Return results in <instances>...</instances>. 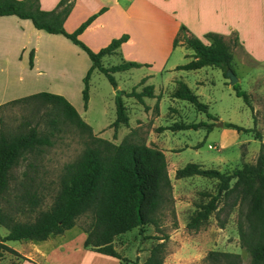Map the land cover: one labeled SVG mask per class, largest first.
Wrapping results in <instances>:
<instances>
[{
	"label": "rangeland",
	"instance_id": "rangeland-1",
	"mask_svg": "<svg viewBox=\"0 0 264 264\" xmlns=\"http://www.w3.org/2000/svg\"><path fill=\"white\" fill-rule=\"evenodd\" d=\"M75 22L73 19L70 25ZM29 38L35 42L34 54L30 56L32 50L28 51L29 61L34 63L35 68L33 94L49 92L63 96L99 137L119 143L129 135L134 140H142L165 151L168 174L173 186V213L171 210L163 212L160 232L156 233L154 227L148 225L143 227L142 232L135 228L116 237V250L126 260L116 263L117 259L111 257L112 259L96 261L84 253L88 249L82 246L84 251H81L77 240L62 255H52L55 264H144L149 249L158 242L155 237H163L164 234L168 238L165 241L163 264H211L204 261L211 250L239 254L242 264H251L250 255L239 245L238 209L231 199L221 200V209L212 213L200 230L186 229V223L196 204L207 199L202 195L203 192L215 193V180L198 175L176 179L175 171L190 162L221 171L241 168L245 164L256 165L261 140L264 139V68H254L255 65L251 62L242 65L234 59L232 68L237 83L233 86L226 77V71L215 66L180 72L178 80L186 83L199 100L207 105L206 111H198L189 102L171 97L175 86L168 79L170 73L166 69L180 54L177 48L165 66L158 61L152 64L158 72L146 85H153V93L156 94L154 97H144L143 103L133 97L123 98L134 127L121 126L114 134L113 128L109 126L115 119L114 98L117 89L125 92L133 89L141 91L145 85H141L143 83L140 78L148 68L143 66L113 73L117 89L113 88L103 73L94 69L88 79V102L85 109L82 92L84 78L91 66L87 53L61 34L38 31ZM225 39L229 43H238L234 34ZM204 42L208 43V40L205 39ZM116 53L104 57L103 65L109 67L123 62L120 54ZM237 91L249 95L253 112L244 98L236 95ZM135 108L140 112H134ZM53 120L56 122L53 123ZM175 122L204 125L197 129H170ZM219 123L222 125H218ZM228 123L246 130L251 129L253 133L238 132L229 127ZM208 125H211L210 129L207 128ZM32 127L36 128L39 136H48L51 144L41 145L36 153L26 152L19 158L11 171L9 191L0 200L4 210L11 211L15 219L22 221L32 220L34 215L15 210L21 182H30L38 194L43 196L37 210L46 209L56 192V183L63 165L78 157L87 140L86 134L59 114L56 115L53 104L26 101L0 107V131L18 132ZM258 136L261 139L257 140ZM88 222L89 218L82 216L76 226L87 225ZM6 233L7 229L0 227V234ZM8 243L22 249H26L29 244L23 241ZM12 258L2 259L0 264H8L17 259L15 256ZM35 262L45 264L40 257Z\"/></svg>",
	"mask_w": 264,
	"mask_h": 264
},
{
	"label": "trees",
	"instance_id": "trees-1",
	"mask_svg": "<svg viewBox=\"0 0 264 264\" xmlns=\"http://www.w3.org/2000/svg\"><path fill=\"white\" fill-rule=\"evenodd\" d=\"M71 7L68 0H60L57 8L53 10L41 9L39 0H0V16L14 15L20 19H28L36 29L49 34H61L87 53L91 66L84 78L82 92L86 109L88 79L94 69L103 73L113 88L117 89L112 74L140 67L141 64L123 61L109 67L104 66L102 59L115 54L128 39V35L123 34L98 51H92L79 39V35L97 14L87 18L73 32H67L63 24ZM103 10L104 8L99 13ZM185 31L186 28L181 26L180 36L174 39L173 45L182 40L183 45L192 51V58L189 62L178 65L177 70L215 66L224 72L227 69L233 71V48L237 42L229 43L222 35L209 32L204 35L208 40L205 43L200 38L187 35ZM144 81L145 78L141 80L142 83ZM236 95L243 97L253 112L249 95L238 91ZM124 97H133L143 103L144 97H154L153 85H145L141 91L133 89L125 92L117 89L114 98L115 119L109 126L113 128L114 134L121 126L129 123ZM171 97L189 102L198 111L207 110V105L183 81H177ZM26 101L53 104L56 115L59 114L86 134L87 140L78 157L63 165L56 183V192L46 209L37 210L43 196L38 194L30 182H21L15 210L33 214L32 220H17L11 211L4 210L0 205V227L7 229L6 235L0 234V261L6 252L24 258L9 247L7 241H44L74 227L82 216L89 218L87 225L80 226L86 233L83 247L120 261L126 260L114 246L116 237L135 228L142 232L143 227L148 225L153 226L156 233L160 232L163 212L171 210L173 213V186L164 151L142 140H134L129 135L119 143L97 136L74 106L59 94L39 92L6 104ZM203 125L175 122L169 128L197 129ZM227 125L238 132L253 133L251 129L246 130L232 123ZM207 128L210 129L211 125ZM258 139L261 137L258 136ZM45 144H51L48 136H39L35 127L18 132L0 131V200L9 191L11 171L16 167L19 158L26 152L36 153ZM195 175L215 180V193L203 192L202 195L207 199L196 204L186 223V229L200 230L210 215L221 209L219 202L231 199L234 207L238 209V238L241 249L248 252L251 264H264V143H261L256 165L245 164L241 168L221 171L190 162L175 171L176 179ZM155 238L158 242L149 249L144 264H163L168 236L164 234L163 237ZM204 261L211 264H242L239 254L214 250L207 253Z\"/></svg>",
	"mask_w": 264,
	"mask_h": 264
},
{
	"label": "crops",
	"instance_id": "crops-1",
	"mask_svg": "<svg viewBox=\"0 0 264 264\" xmlns=\"http://www.w3.org/2000/svg\"><path fill=\"white\" fill-rule=\"evenodd\" d=\"M59 1L39 0V5L43 10H53L57 8ZM68 2L72 7L63 24L67 32L74 31L87 18L97 14L79 36L92 50L97 51L112 39L123 34L128 35V39L120 45L117 53L120 54L121 60L141 64L136 68L143 66L148 68L140 78V81L145 78L141 85L149 83L158 72L152 64L158 61L165 66L177 48L180 54L166 69L170 73L168 79L173 81L176 87L175 80L178 81L180 72L187 71L176 69L178 65H183L192 58V51L187 50L182 40L173 45L174 39L180 36L181 26L186 28L187 35L200 38L203 42L204 35L209 32L218 33L224 38L234 34L238 44L236 43L233 48V61L237 59L242 65L251 62L255 65L254 68H264V0H68ZM103 8L104 10L99 13ZM73 19L76 22L70 25ZM38 31L43 30L36 29L28 19H20L14 15L0 16V106L35 92V68L33 62L30 65L28 51L32 50V55L34 54L35 42L29 36L35 35ZM134 112L139 113L140 110L135 108ZM143 114L147 115L145 112ZM127 126L134 127L132 117L129 118ZM261 143H264V139ZM85 237L86 233L75 225L63 234L51 236L44 241L22 240L29 243L26 249L15 247L8 243L11 241H7L6 244L24 258L6 252L2 259L10 260L15 256L17 259L8 264L20 262L40 264L35 262L36 258L40 257L45 264H55L53 257L62 255L77 240L82 249ZM84 253L96 261L112 259V256L90 250ZM115 262L119 263L120 260L117 259Z\"/></svg>",
	"mask_w": 264,
	"mask_h": 264
},
{
	"label": "water",
	"instance_id": "water-1",
	"mask_svg": "<svg viewBox=\"0 0 264 264\" xmlns=\"http://www.w3.org/2000/svg\"><path fill=\"white\" fill-rule=\"evenodd\" d=\"M225 74H226V77L230 81V85L233 86L235 83H237L236 76H235L234 72L231 69H227ZM218 125H222V123H219Z\"/></svg>",
	"mask_w": 264,
	"mask_h": 264
}]
</instances>
